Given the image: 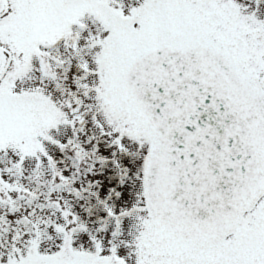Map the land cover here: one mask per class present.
Instances as JSON below:
<instances>
[{
	"label": "snow or ice",
	"instance_id": "6c2138e0",
	"mask_svg": "<svg viewBox=\"0 0 264 264\" xmlns=\"http://www.w3.org/2000/svg\"><path fill=\"white\" fill-rule=\"evenodd\" d=\"M0 264H264V0H0Z\"/></svg>",
	"mask_w": 264,
	"mask_h": 264
}]
</instances>
